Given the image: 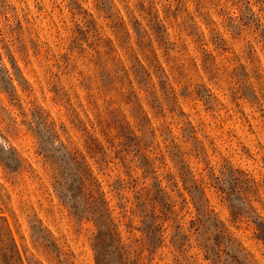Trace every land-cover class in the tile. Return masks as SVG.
<instances>
[{
    "label": "rangeland",
    "instance_id": "374dc122",
    "mask_svg": "<svg viewBox=\"0 0 264 264\" xmlns=\"http://www.w3.org/2000/svg\"><path fill=\"white\" fill-rule=\"evenodd\" d=\"M0 264H264V0H0Z\"/></svg>",
    "mask_w": 264,
    "mask_h": 264
}]
</instances>
